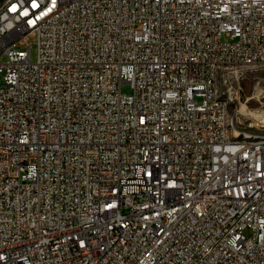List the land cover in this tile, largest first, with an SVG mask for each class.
Returning <instances> with one entry per match:
<instances>
[{
    "label": "built area",
    "instance_id": "2783aa9c",
    "mask_svg": "<svg viewBox=\"0 0 264 264\" xmlns=\"http://www.w3.org/2000/svg\"><path fill=\"white\" fill-rule=\"evenodd\" d=\"M251 58L264 0H0V264H264V144L210 100Z\"/></svg>",
    "mask_w": 264,
    "mask_h": 264
},
{
    "label": "rangeland",
    "instance_id": "374dc122",
    "mask_svg": "<svg viewBox=\"0 0 264 264\" xmlns=\"http://www.w3.org/2000/svg\"><path fill=\"white\" fill-rule=\"evenodd\" d=\"M30 40L31 56L35 60L38 54L37 38L31 36ZM227 71H232V69H226L220 74L217 86L222 96L230 99L229 120L234 132L241 137L246 136V133L252 134L250 135L252 137H264V125L253 117L256 116V113L264 114V69L239 70L238 72H245L247 75L241 80L240 87L231 89V91L236 93L233 94L234 97L223 95L222 93L228 91L229 84L226 83ZM122 90L131 92L130 83H123ZM237 127L240 129H237ZM245 233L250 235V229H246Z\"/></svg>",
    "mask_w": 264,
    "mask_h": 264
},
{
    "label": "bare ground",
    "instance_id": "6f19581e",
    "mask_svg": "<svg viewBox=\"0 0 264 264\" xmlns=\"http://www.w3.org/2000/svg\"><path fill=\"white\" fill-rule=\"evenodd\" d=\"M258 66H264V58H251V66H249V64L244 62V60H235L234 69L236 70H234V72H238L241 69H255V67ZM226 69H232V60H224L223 62H220L219 67L216 68L215 79H211V85H210V100H212L214 105L223 104V112L221 117L222 132L227 133V139L229 142H235V143L253 142L256 144H264V137H257V136L252 137L250 136L252 134L249 133H246V136L241 137L234 132L229 120L230 99L223 97L217 86V80L220 74ZM231 72L232 71H227V73H231ZM253 117H255L257 120H259V122L262 123V125H264V114L256 113V116Z\"/></svg>",
    "mask_w": 264,
    "mask_h": 264
}]
</instances>
